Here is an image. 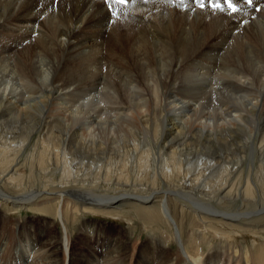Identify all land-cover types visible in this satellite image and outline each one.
Here are the masks:
<instances>
[{"label": "bare ground", "instance_id": "bare-ground-1", "mask_svg": "<svg viewBox=\"0 0 264 264\" xmlns=\"http://www.w3.org/2000/svg\"><path fill=\"white\" fill-rule=\"evenodd\" d=\"M233 2L235 13L196 0H0V206L54 212L19 220L14 240L2 215L0 264H264L245 224L264 214V0ZM34 138L44 187L11 192ZM57 171L71 187L49 189ZM173 200L219 243L207 228L134 241L79 221L69 233V216L124 203L177 228ZM236 202L246 210L227 209Z\"/></svg>", "mask_w": 264, "mask_h": 264}, {"label": "rangeland", "instance_id": "rangeland-1", "mask_svg": "<svg viewBox=\"0 0 264 264\" xmlns=\"http://www.w3.org/2000/svg\"><path fill=\"white\" fill-rule=\"evenodd\" d=\"M113 96H115V95H113ZM113 107H115V106L110 105V109L111 108L114 109ZM206 111H208V110H206ZM117 136L119 138L120 134H117ZM131 136H133V138H134L135 134L132 132ZM36 140H38V141H36ZM17 145L18 144H14L12 146H14V149H17ZM142 147L145 149L144 146H142ZM142 147H141V149H143ZM37 150L39 152L42 151L41 141L38 138H36V139L34 138L28 144L27 148L22 152V154L20 155V158L18 160V162L20 163V164L18 163V165H19L18 167L25 171V175H24V177H22L23 179L21 178V181H20L21 182V186H20L21 189L17 190V189H13L12 187H7L6 189L9 188V191H11V192L14 191V193H16L17 191L21 192V191H26V190H29V189H42L44 187V184H43V181H42L43 180V174H38L36 172L38 170V168H39L38 167L39 166L38 163H40V161H41V157H40L41 155H39L40 153ZM157 150L158 149H154L153 151H157ZM135 160H137V159L133 158L132 161L136 162ZM23 161L25 163H23ZM31 163H33V164H31ZM154 165H155L154 162L151 161L149 169L151 168L152 172H154V170H155V166L156 165L155 166ZM4 167L5 166H0V169H3ZM31 168H33L35 170L30 171ZM132 169H133V172L131 171ZM132 169L129 171L130 173L128 174L129 182L130 183H134V182L137 183L142 177L141 173L140 174L137 173L138 169H137L136 166H134ZM245 169H246V167H245ZM135 171H136V173H135ZM59 172L60 171H57L56 172L57 174L55 172H51V175L53 174V176H51L52 183L49 184V185H51V187L49 189H51L52 191H56V190L61 191V190H63L66 187H71L69 185H64L63 184V186H62L60 184L61 181L59 182V178L61 180L63 175L61 176V174H62L61 172H60V175H59ZM152 172H151V174L153 175ZM32 174H34V175H32ZM135 175H138V176H135ZM38 176H39V178H38ZM22 180H23V182H22ZM143 183H145V181H143ZM58 185L60 187H58ZM102 186L103 187H99V188L100 189L101 188L106 189L104 187V184H102ZM73 187H76V185L73 186ZM108 193H113V192L110 191ZM238 203L239 202L234 203V204H236V206H234V204H233L231 207H228L227 209L229 211L232 209L231 210L232 212L236 211V210L237 211L238 210L239 211L246 210V208L241 207V204L240 203L238 204ZM184 206H185V204H184ZM49 207H52V206H49ZM144 207L145 206L136 205V203H129V204L128 203H124V204L119 205L116 209H108L110 211L106 210V211L99 212V213H92L91 212L89 214V212H84L83 213V212L79 211V212L75 213V216H74L75 219H76L75 223H74V220L72 219V216L68 217V219H67L68 223L67 222L66 223L68 225L69 233L71 235H75V233H76V228L75 227H76V224H78L79 221L80 222H83V221H97L99 223L100 222L103 223L104 225H108L106 231L109 232L111 235L117 234V231H120V229H125L131 235V237H132V239L134 241H136L138 239H145L148 235H150V234H152L154 232L153 230H155V232H156V229H159L160 231H167L168 230L167 233H170L171 235H174V236H176V235L178 236V234H179V235L182 236L183 239H185V235L188 233V231L190 229H196L199 233H207V231L209 230L210 232L208 231V233L211 234V232H213V234H211V235H213V237H215L217 235L215 237L216 240H218L217 243H219V241L221 239L219 234H218V232L213 231V229L209 228V224H207V222L205 223L204 221L202 222L198 218H195L193 216V214L191 212H189L185 208L186 206L183 207V205L181 206L180 203H177L175 201L174 202L170 201L171 213H172V216H173V218L175 220V223L177 225V228L173 226V227H171L172 229L164 222L162 217H160L158 215V210H156L155 207H152V208H155V209H152V208L149 209L148 207L147 208H144ZM235 207H237V208H235ZM1 209L2 208L0 206V217H2V215H4L6 218H8V224H9V225H7V228L6 227L2 228V231H4L5 232L4 235H6V237L9 236V238L13 237L12 233L14 231V228H12V227L19 220H25L27 222L29 221V222H34V223L36 222L37 223L38 219H40L38 217H42L44 215L46 217L50 218V219L54 218L53 215H52L54 213L52 208L49 209L50 211H44L43 210L42 212H38V211H36V209L33 210V211L19 210V209L17 211H11V210L9 211V209H4V210L3 209L1 210ZM154 215L157 217L158 221H157V219H156V217ZM259 217H257L258 219L254 220V221L245 222V224H248L249 227L257 228L256 230L259 231L260 236H255V237H257V239L259 240V242L261 244V243L264 242L263 241L264 240V214L263 215H259ZM71 224H73V226ZM206 228H207V231H206ZM250 229L251 228H249V230ZM55 231L57 233L61 234L62 233V226L60 224L57 225L56 228H55ZM261 232H263V233H261ZM14 237H16V235ZM14 237H13V240H14ZM246 240L247 239H244V240L243 239L242 240L239 239V244L244 246V247L250 246L251 240H249V239L247 241ZM13 243H14V248L16 249L18 246H17V244L15 242H13ZM170 247L172 249H182V246L179 245V243L175 242V241H174V243H171Z\"/></svg>", "mask_w": 264, "mask_h": 264}, {"label": "snow or ice", "instance_id": "snow-or-ice-1", "mask_svg": "<svg viewBox=\"0 0 264 264\" xmlns=\"http://www.w3.org/2000/svg\"><path fill=\"white\" fill-rule=\"evenodd\" d=\"M106 2H112L116 4H124L126 0H106ZM146 3L147 0H144ZM199 7H204L205 3H208L209 7L213 9H220L221 3L225 4L228 9H231L233 13L237 11V8L233 2V0H196ZM247 3L251 4L253 0H246ZM183 3V0H181ZM111 15H115V13H111Z\"/></svg>", "mask_w": 264, "mask_h": 264}]
</instances>
